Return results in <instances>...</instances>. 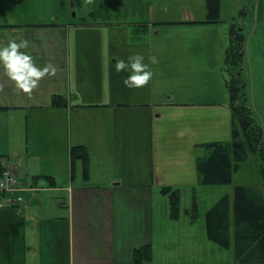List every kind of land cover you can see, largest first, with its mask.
Segmentation results:
<instances>
[{
	"label": "rangeland",
	"instance_id": "rangeland-1",
	"mask_svg": "<svg viewBox=\"0 0 264 264\" xmlns=\"http://www.w3.org/2000/svg\"><path fill=\"white\" fill-rule=\"evenodd\" d=\"M4 1L14 8L2 10L0 25L49 23L54 17L76 23L67 30L66 48L84 72L102 68L105 76L93 86L94 93L82 91L86 100L101 99L109 92V72L104 68L109 55L122 52L127 59L143 50L157 57L152 65L154 75L146 85L127 86V106L122 109L133 135L161 132L153 154L161 175L174 174L169 183L160 185L154 201L153 255L146 264H236L234 237L230 248L210 240L206 215L225 196L233 202L237 186L254 188L264 196V162L249 153L234 171L231 184L212 186L199 183L196 162L206 154L201 144L232 141L230 84L234 72L225 58L233 25L241 26L245 35L241 71L234 75L241 74L245 103L264 130V0H220L221 22L216 23H204L209 13L207 0H65V10H72L65 17L63 0ZM16 8L24 23L12 18ZM187 19L196 23H188V30L177 27L176 22ZM0 29L7 31V27ZM113 70L118 83L128 74ZM41 112L0 110V155L7 152L13 162L21 158L33 167L47 162L38 160L47 150L60 149L57 132L61 122ZM102 112L106 111L93 113ZM125 151L132 162L131 139ZM166 188L169 191L164 193ZM173 193L178 195L176 209L171 203Z\"/></svg>",
	"mask_w": 264,
	"mask_h": 264
},
{
	"label": "crops",
	"instance_id": "crops-1",
	"mask_svg": "<svg viewBox=\"0 0 264 264\" xmlns=\"http://www.w3.org/2000/svg\"><path fill=\"white\" fill-rule=\"evenodd\" d=\"M6 8L14 5L0 0V14ZM65 12L72 10H65L64 17ZM12 18L24 23L17 8ZM31 25L44 27L33 30ZM73 25L55 17L49 23L0 25L7 27L4 33L0 29V44L7 43L9 34H19L30 40L37 63L51 61L57 66L55 75L41 78L32 96L18 89L0 68V110L31 108L61 122L57 132L60 149L51 148L38 159L47 162L32 167L21 158L13 162L7 152L0 155V169L16 173L22 186L10 200L24 198L18 205L0 209V264H128L135 249L152 246L154 201L160 185L169 183L173 174L161 175L153 154L161 132L133 135L127 129L128 116L122 112L127 106V85L123 77L115 81L118 73L113 70L114 58H122V52L109 55L104 67L109 72V92L95 101L83 98L82 91L94 93L93 86L105 76L102 68L84 72L72 58L66 33ZM177 27L188 30V24ZM138 52L149 59V52ZM54 95L65 97L68 106L52 107ZM130 139L132 162L125 151ZM72 146H85L88 151L87 177L81 161L71 163Z\"/></svg>",
	"mask_w": 264,
	"mask_h": 264
},
{
	"label": "trees",
	"instance_id": "trees-1",
	"mask_svg": "<svg viewBox=\"0 0 264 264\" xmlns=\"http://www.w3.org/2000/svg\"><path fill=\"white\" fill-rule=\"evenodd\" d=\"M209 13L204 23L220 21V0H207ZM188 24L194 22H176ZM245 35L241 26H232L231 44L225 64L230 72L241 71L244 56ZM233 71V72H232ZM233 73L231 103L234 110L232 141H215L201 144L206 154L197 158L196 169L201 185H228L232 183L234 171L249 153L257 154L264 162V130L251 117V110L245 103V84L241 74ZM54 108H65L68 100L54 95L51 100ZM71 163L81 161L85 176H88L89 156L85 146H72ZM164 189L163 192H168ZM174 209L178 206V195L173 193L171 200ZM208 238L224 248H230L234 237L236 264H264V196L258 190L246 186L234 189L233 202L229 196L223 197L206 215ZM233 229V231H232ZM153 249L145 245L133 252L128 264H146L151 261ZM114 264H124L114 261Z\"/></svg>",
	"mask_w": 264,
	"mask_h": 264
},
{
	"label": "clouds",
	"instance_id": "clouds-1",
	"mask_svg": "<svg viewBox=\"0 0 264 264\" xmlns=\"http://www.w3.org/2000/svg\"><path fill=\"white\" fill-rule=\"evenodd\" d=\"M30 40L19 34L11 35L7 43L0 44V68L15 82L18 89L31 94L41 81V78L48 75H55L57 66L51 61L43 64L37 63L30 50ZM151 63L146 62L143 53L137 52L127 59H115L117 72L126 71L124 83L130 87L146 85L153 77L152 65L158 62L155 55L150 56Z\"/></svg>",
	"mask_w": 264,
	"mask_h": 264
},
{
	"label": "built area",
	"instance_id": "built-area-1",
	"mask_svg": "<svg viewBox=\"0 0 264 264\" xmlns=\"http://www.w3.org/2000/svg\"><path fill=\"white\" fill-rule=\"evenodd\" d=\"M21 190L19 179L15 173L9 169H0V209L11 205V203L16 205L24 202L22 196L10 200L11 195Z\"/></svg>",
	"mask_w": 264,
	"mask_h": 264
},
{
	"label": "water",
	"instance_id": "water-1",
	"mask_svg": "<svg viewBox=\"0 0 264 264\" xmlns=\"http://www.w3.org/2000/svg\"><path fill=\"white\" fill-rule=\"evenodd\" d=\"M74 15V14H73Z\"/></svg>",
	"mask_w": 264,
	"mask_h": 264
}]
</instances>
